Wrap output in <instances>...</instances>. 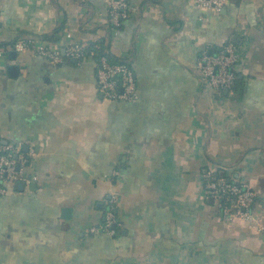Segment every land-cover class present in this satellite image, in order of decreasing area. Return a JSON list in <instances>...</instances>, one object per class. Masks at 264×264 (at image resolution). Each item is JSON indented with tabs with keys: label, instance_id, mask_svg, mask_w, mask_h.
I'll return each mask as SVG.
<instances>
[{
	"label": "crops",
	"instance_id": "0c3cea01",
	"mask_svg": "<svg viewBox=\"0 0 264 264\" xmlns=\"http://www.w3.org/2000/svg\"><path fill=\"white\" fill-rule=\"evenodd\" d=\"M127 2L112 29L104 0H0V136L27 149L22 190L0 197V264H264L263 234L204 194L208 170L246 183L264 227V0H229L219 14ZM21 39L32 47L16 53ZM100 41L131 65L134 103L102 98L90 58L33 54ZM226 41L240 51L227 95L195 71ZM110 206L113 234L89 233Z\"/></svg>",
	"mask_w": 264,
	"mask_h": 264
},
{
	"label": "built area",
	"instance_id": "2783aa9c",
	"mask_svg": "<svg viewBox=\"0 0 264 264\" xmlns=\"http://www.w3.org/2000/svg\"><path fill=\"white\" fill-rule=\"evenodd\" d=\"M193 5L204 13L219 14L229 3V0H190ZM107 9V22L112 29H119L131 16V8L127 0H104ZM69 38V35L66 36ZM30 39L17 41L13 49L22 53L31 49ZM99 42L91 46L79 43H69L64 50V56L57 48L39 46L33 54L44 58L51 64L57 65L68 60L78 61L90 58L95 64L96 90L106 101H125L134 103L137 96L136 80L130 64L114 63L110 60L107 51L98 52ZM1 55V53H0ZM96 57V59H93ZM240 60V51L231 41L215 49H204L198 56L196 76L204 90L218 93L231 91L237 83V67ZM27 159L22 154L20 144L5 143L0 136V197L11 192L17 183L24 181L23 168ZM208 170L204 176V194L221 211L227 220L240 219L251 228H255L264 236V227L259 225L253 214V205L256 193L244 182L223 177ZM113 207L106 209L99 226L89 228V233L105 232L113 234L115 218Z\"/></svg>",
	"mask_w": 264,
	"mask_h": 264
},
{
	"label": "water",
	"instance_id": "95a60500",
	"mask_svg": "<svg viewBox=\"0 0 264 264\" xmlns=\"http://www.w3.org/2000/svg\"><path fill=\"white\" fill-rule=\"evenodd\" d=\"M222 12H224V9L220 13H222ZM61 54H62V56H64V51H61ZM15 55H16L15 52L11 53L12 58H14ZM70 62L72 64H76L78 62V60L77 59H71ZM8 73L13 78L17 77L18 76V67H16V66L9 67ZM224 94L227 95L228 91H224ZM22 148H23L22 151L26 152V150H27L26 147L24 146ZM22 187H23V183H17L16 186H15L16 190L19 189L20 191L22 190ZM68 212H70L68 209H64L63 210L64 217H65L64 219H70V217L67 214Z\"/></svg>",
	"mask_w": 264,
	"mask_h": 264
},
{
	"label": "trees",
	"instance_id": "16d2710c",
	"mask_svg": "<svg viewBox=\"0 0 264 264\" xmlns=\"http://www.w3.org/2000/svg\"><path fill=\"white\" fill-rule=\"evenodd\" d=\"M62 28L60 27V28H58V29H55L50 35H42V37H43V39H45V40H47V41H55L54 40V36L56 35V34H58L59 33V31L61 30ZM14 45V44H13ZM92 44H90L89 46H91ZM99 45H100V49L101 50H99L98 52H103V51H107L108 52V50H107V48L104 46V43H103V41H100L99 42ZM108 54V56H109V58H110V60L112 61V62H114V63H127V64H129L128 62H119V61H116V60H114L113 58H111L110 57V55H109V53H107ZM65 59V58H64ZM93 59H96V57H94ZM238 80V79H237ZM214 176H217V173H214L213 174ZM210 201L211 202H213L211 199H210Z\"/></svg>",
	"mask_w": 264,
	"mask_h": 264
}]
</instances>
